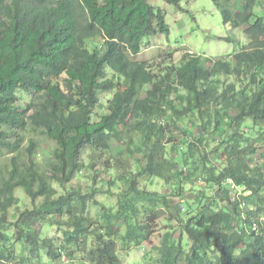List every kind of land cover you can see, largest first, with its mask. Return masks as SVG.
Returning a JSON list of instances; mask_svg holds the SVG:
<instances>
[{
	"label": "trees",
	"instance_id": "16d2710c",
	"mask_svg": "<svg viewBox=\"0 0 264 264\" xmlns=\"http://www.w3.org/2000/svg\"><path fill=\"white\" fill-rule=\"evenodd\" d=\"M212 2L224 23L245 27L234 63L187 56L157 75L132 57L146 38L169 34L150 0H0V264H123L120 244L143 246L164 217L167 232L145 264H264V16L256 13L264 0ZM221 72L242 87L219 91ZM104 92L115 93L97 117ZM20 93L30 102L18 103ZM49 142L54 152L44 156ZM99 162L108 189L65 187ZM141 177L163 179L175 201ZM229 179L251 195L234 198ZM17 190L39 203L12 213ZM48 224L63 227L59 250L38 234Z\"/></svg>",
	"mask_w": 264,
	"mask_h": 264
},
{
	"label": "rangeland",
	"instance_id": "374dc122",
	"mask_svg": "<svg viewBox=\"0 0 264 264\" xmlns=\"http://www.w3.org/2000/svg\"><path fill=\"white\" fill-rule=\"evenodd\" d=\"M150 2H152L156 6L163 8L165 12V21L169 26V34H159L146 38L143 43L142 52L132 57L135 60L148 61L147 63L151 65V70L156 74H160L162 70H165V65L171 64L172 66L176 67L180 66L183 60L186 59L187 56L191 55H203L206 57H212L213 61L208 62V67H211L216 61H230L233 64L235 59L234 54L236 53V51L240 49L241 44L248 42L244 32L245 28L233 29L230 25L224 23L219 9L212 2V0H182L181 4L186 10H181L174 4H170L165 0H150ZM256 13L264 16V8L257 7ZM254 20L255 17L252 19V21ZM230 36L232 38L231 41L222 38ZM214 77L219 80V91H222L230 84L235 85L237 88L242 87V81L237 76V74H226L221 72ZM114 93L115 92H106L104 94H100L102 105L96 110L97 117L98 115L108 113L109 100L113 98ZM183 93L185 92L183 91ZM31 98L32 97L30 95H27L26 93H20V100L18 103L24 105L26 102H30ZM184 109L188 110L187 106ZM96 119L98 120L99 118ZM187 119L188 118L182 120L181 122L184 123L187 121ZM179 139L183 140L184 137L180 134ZM262 141L263 139L261 140V142ZM47 144L49 145L46 146L44 156H46V153L48 151L51 154L54 152V144L50 142ZM214 144L215 143H213V145ZM213 145L210 146L213 147ZM206 146L207 145L203 146L202 148H207ZM116 151H119V149H116ZM91 152L92 151H88L87 153H85L84 157L86 160V165L87 163L91 162L89 156ZM213 156L217 157L218 159H222V156ZM42 158L40 157L37 160L41 166ZM126 163L129 169H133L135 171L133 173V175H135L137 173V166L130 158H127ZM87 168L89 171L87 170L88 172H85V176H83V178H77L74 181L72 180L71 182L67 183L65 187L69 189L71 186H75L76 184L81 183L84 187L94 184L98 188H109L107 180L110 179V174L107 171L105 164L99 162L95 167V170H92L89 167ZM95 174L98 175L96 178V182L94 181V178L96 177ZM116 174L117 176H120L119 172H116ZM102 180H104V182H102ZM139 181L142 185H147L151 190L168 194L171 197L169 199L175 198L172 194L171 186L165 183L163 179L156 178L152 182L150 180H145L144 177H141ZM122 188H124L123 183L121 184L120 188L115 189V191L118 192ZM16 193L17 196L21 197L22 200L19 203L20 208L18 210L14 208L12 210V213L15 212V209L18 211V213H22L27 207L33 208L35 204L39 203L32 202L30 198L24 195L23 191L17 190ZM107 196L108 195L97 194L96 198L102 199L106 203V200H110L108 202L110 204L116 202V197L113 194L112 196L109 195V198ZM250 207L252 209L256 207L254 201L250 203ZM89 212L91 216H97V209L94 204L90 206ZM261 220L264 223V211L261 212ZM37 225L38 224L36 223L35 226ZM167 225L168 221L166 217L162 218L159 221L158 228L160 230L156 232V234L150 241L145 242L141 247L132 245L129 249L124 250L122 248V245L120 244L119 251L123 259V264H145L143 262L145 255L151 252L153 248L152 246L161 243V240L164 238V235L167 232ZM44 227L45 232L51 237H54L55 242L58 245H61L63 243L64 234L62 230H59L58 226H56L55 228L47 226ZM38 228H40V226H38ZM14 231L15 228L11 227L9 233L14 236ZM178 234L179 232L176 231L175 237H178ZM17 250L21 251L20 244H17ZM49 259L50 258L48 256H45L43 259V263L49 262ZM65 260L67 263H69L67 257H65ZM13 262L15 261H11V263ZM27 262L29 263L25 264H35L32 261Z\"/></svg>",
	"mask_w": 264,
	"mask_h": 264
},
{
	"label": "clouds",
	"instance_id": "9594fccd",
	"mask_svg": "<svg viewBox=\"0 0 264 264\" xmlns=\"http://www.w3.org/2000/svg\"><path fill=\"white\" fill-rule=\"evenodd\" d=\"M243 28H245V27H242V28H240V29H243ZM245 30V29H244ZM224 38H227V37H224ZM145 41V40H144ZM144 43V42H143ZM243 44H245V43H243ZM243 44H241V46L243 45ZM142 48H143V45H142ZM241 48V47H240ZM238 51V50H237ZM237 51H236V53L234 54V58L236 57V54H237ZM142 52V51H141ZM191 56H197V55H191ZM203 57H206V56H203ZM135 60V59H134ZM139 61V60H138ZM165 67H167L166 65H165ZM152 71V70H151ZM153 72V71H152ZM153 73H155V72H153ZM158 75V74H157ZM104 93H106V92H104ZM103 93V94H104ZM26 104V103H25ZM24 104V105H25ZM22 105V104H21ZM248 122H250V121H248ZM247 123V122H246ZM248 124V123H247ZM247 127V126H246ZM247 129V131L249 130V128H246ZM227 186H228V188L233 192V196H234V198L235 197H237L238 195L239 196H241V195H251V191L247 188V186L246 185H238L233 179H229L228 181H227ZM19 207L20 206H18V207H11L10 208V211L12 212V210L14 209V208H16L17 210L19 209ZM15 209V211H17ZM13 221H16V220H13ZM49 225V224H48ZM47 225V227H53V228H55L56 227V225H49L48 226ZM252 226V229L254 230V231H256L258 228H259V226L258 225H254V224H252L251 225ZM59 230H62L63 231V234H64V230L63 229H61V228H59ZM39 235H41V237L42 238H49V239H51L53 242H54V245H55V247H56V249L57 250H59V248L60 247H62L63 245H65V244H67L66 243V240H65V234H64V241H63V243L61 244V245H58L56 242H55V239H54V237H51L49 234H47L46 232H45V227H43V229H41V232L40 233H38ZM41 252L43 253V258L42 259H44V257L45 256H48L50 259V261H51V257L48 255V252H47V250L45 249V248H43V249H41ZM43 262H44V260H43ZM47 263H49V262H47Z\"/></svg>",
	"mask_w": 264,
	"mask_h": 264
}]
</instances>
